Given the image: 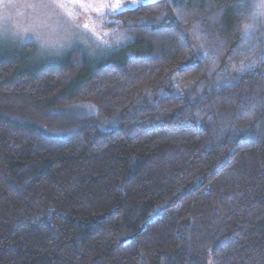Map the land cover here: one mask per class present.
Returning <instances> with one entry per match:
<instances>
[{"label": "trees", "instance_id": "trees-1", "mask_svg": "<svg viewBox=\"0 0 264 264\" xmlns=\"http://www.w3.org/2000/svg\"><path fill=\"white\" fill-rule=\"evenodd\" d=\"M245 11L159 0L98 57H0V264H264V61L216 73Z\"/></svg>", "mask_w": 264, "mask_h": 264}, {"label": "rangeland", "instance_id": "rangeland-1", "mask_svg": "<svg viewBox=\"0 0 264 264\" xmlns=\"http://www.w3.org/2000/svg\"><path fill=\"white\" fill-rule=\"evenodd\" d=\"M154 1L159 0H0V57L8 59L24 45L34 46L26 56L33 62L52 61L74 48L98 57L126 39L114 15ZM239 6L246 10L238 47L244 56H228L216 72L222 71L221 79L235 77L264 61V0H239ZM195 43L194 47L201 46ZM198 59L191 58L181 67ZM168 92L184 95L197 89L194 85L174 87L173 91L160 89L146 95L137 106L149 105Z\"/></svg>", "mask_w": 264, "mask_h": 264}, {"label": "snow or ice", "instance_id": "snow-or-ice-1", "mask_svg": "<svg viewBox=\"0 0 264 264\" xmlns=\"http://www.w3.org/2000/svg\"><path fill=\"white\" fill-rule=\"evenodd\" d=\"M118 6V5H117Z\"/></svg>", "mask_w": 264, "mask_h": 264}]
</instances>
